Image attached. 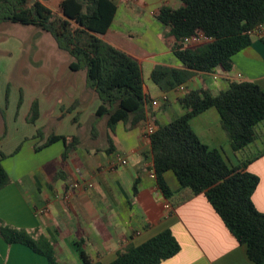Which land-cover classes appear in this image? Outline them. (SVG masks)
<instances>
[{
    "label": "crops",
    "instance_id": "crops-1",
    "mask_svg": "<svg viewBox=\"0 0 264 264\" xmlns=\"http://www.w3.org/2000/svg\"><path fill=\"white\" fill-rule=\"evenodd\" d=\"M61 1H48L46 6L54 12ZM111 1L116 6L115 15L99 37L140 63L147 108L155 121L165 125L183 113L178 99L185 92L179 87L163 91L151 81L150 74L157 66L183 67L167 45L166 28L155 14L163 5L179 8L181 1ZM231 61L229 71L217 67L210 73L190 72L182 86L186 91L204 89L217 95L232 82L248 81L264 91V32L253 35L251 43ZM64 84L56 80L50 83L47 93L37 100L39 115L34 123L26 121L28 114L24 117L30 126L23 136L27 171L17 173L15 169L23 146L13 154H4L2 165L8 176L7 184L0 189V220L4 225L25 230L34 240L49 241L58 264H82L79 250L93 264H109L127 245L139 246L164 230H170L180 250L160 264H254L205 196L186 198L189 193L180 189L172 172L163 176L172 195L163 196L151 176L153 162L145 124L129 129L119 122L111 130L105 118L99 121L95 117L100 101L92 103L97 98L94 91L85 84L76 88L72 82L66 88ZM153 100L159 101L158 107L151 106ZM101 121V125H94ZM190 127L203 144L217 150L232 167H237L244 156L252 157L264 149V141L259 138L236 153L215 109L194 117ZM39 129L44 130V137L54 134L68 141L76 137L78 142L65 159L62 141L35 151L42 143L37 136ZM9 158L11 163L7 164ZM120 159H126L127 164L120 165ZM246 171L259 178L252 202L264 212V154L249 163ZM75 182L80 186L70 190ZM0 264L48 261L22 244L8 245L0 235Z\"/></svg>",
    "mask_w": 264,
    "mask_h": 264
},
{
    "label": "trees",
    "instance_id": "trees-1",
    "mask_svg": "<svg viewBox=\"0 0 264 264\" xmlns=\"http://www.w3.org/2000/svg\"><path fill=\"white\" fill-rule=\"evenodd\" d=\"M30 1L0 0V24L19 23L49 33L57 48L74 59L69 69L85 71V87L94 91L100 101L95 117L105 118L109 129L119 122L129 129L148 121L155 126L149 137L150 152L156 183L163 196L172 195L163 177L172 172L180 189L189 193L186 198L203 194L238 244L245 246L248 259L264 264V212L258 211L252 202L259 178L246 171L249 163L264 154V149L252 157L244 156L237 167H232L217 150L203 144L190 127L194 117L215 109L232 149L241 153L259 138L264 141V91L248 81L232 82L217 95L204 89L189 90L178 99L183 113L161 125L147 108L140 63L99 37L108 30L116 12L111 0H62L61 16H54L39 1ZM180 1L179 8L163 5L155 14L166 28L167 45L183 67L157 66L152 70L151 81L163 91L182 85L190 72L210 73L217 67L229 71L232 56L248 46L253 39L251 31L264 24V0ZM198 32L211 38V42L184 47L183 39ZM21 102L20 96L18 108ZM38 115V102L33 101L26 121L34 123ZM37 136L42 143L35 151L62 141V159L78 142L76 137L70 141L54 134L44 137L41 130H37ZM5 157L0 152V189L8 182L2 165ZM0 235L8 245L22 244L44 256L48 264H58L52 245L44 238L34 240L25 230L4 224L0 225ZM179 250L170 230H164L139 246L127 245L109 264H160ZM79 257L82 264H93L83 250H79Z\"/></svg>",
    "mask_w": 264,
    "mask_h": 264
},
{
    "label": "rangeland",
    "instance_id": "rangeland-1",
    "mask_svg": "<svg viewBox=\"0 0 264 264\" xmlns=\"http://www.w3.org/2000/svg\"><path fill=\"white\" fill-rule=\"evenodd\" d=\"M49 1L52 3L56 0ZM43 4L46 5V2ZM180 6L181 3L177 5ZM53 9L54 16H61L58 5ZM73 60L69 54L57 48L49 33L37 27L11 22L0 24V114L3 119L0 117V152L13 154L23 146L21 156L16 158L19 161L15 168L17 173H24L29 167L24 156L27 144L23 136L30 127L25 124L24 117L29 113L31 103L44 96L54 80L65 83V88L68 82H72L75 88L85 84L84 70L72 72L69 69V63ZM20 96L22 102L18 108ZM92 100V103L99 101L98 98ZM101 124L102 121L94 125ZM9 161L10 158L7 164L11 163ZM7 169L11 173L12 169ZM1 224H4L2 220Z\"/></svg>",
    "mask_w": 264,
    "mask_h": 264
},
{
    "label": "built area",
    "instance_id": "built-area-1",
    "mask_svg": "<svg viewBox=\"0 0 264 264\" xmlns=\"http://www.w3.org/2000/svg\"><path fill=\"white\" fill-rule=\"evenodd\" d=\"M263 32H264V24H260L251 31V34L252 35H259ZM210 42H211V38L207 37L206 35H204L201 32H198L193 36H189V37L184 38L182 41V44L186 48H193V47L205 45V44L210 43ZM217 77H218L217 75H213L214 79H217ZM179 90L183 91L185 93L187 92L182 85L179 86ZM164 100H165V98H164ZM150 104L152 107H158L159 101L153 100V101H151ZM144 129H145V135L149 138L150 135L153 134V132L155 131L156 128L151 123H146ZM119 164L120 165H126L127 164L126 159H120ZM151 176L155 178L154 172L151 174ZM79 186H80L79 183H76V182L72 183L70 185V190L76 189ZM88 186L91 187L90 184ZM65 198H68V197L65 196Z\"/></svg>",
    "mask_w": 264,
    "mask_h": 264
},
{
    "label": "water",
    "instance_id": "water-1",
    "mask_svg": "<svg viewBox=\"0 0 264 264\" xmlns=\"http://www.w3.org/2000/svg\"><path fill=\"white\" fill-rule=\"evenodd\" d=\"M35 1H39V2H41V3H44V2H48L49 0H31L30 2L33 3V2H35Z\"/></svg>",
    "mask_w": 264,
    "mask_h": 264
}]
</instances>
